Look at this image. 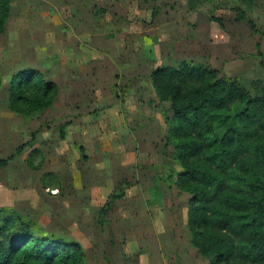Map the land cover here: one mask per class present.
Returning a JSON list of instances; mask_svg holds the SVG:
<instances>
[{"label": "rangeland", "instance_id": "obj_1", "mask_svg": "<svg viewBox=\"0 0 264 264\" xmlns=\"http://www.w3.org/2000/svg\"><path fill=\"white\" fill-rule=\"evenodd\" d=\"M159 37L164 49L173 40V52L184 42L191 53L158 64ZM186 58L246 87L263 79L264 0H195V9L186 0H10L0 159L20 149L0 167V208L77 242L86 264H209L191 243L189 195L176 185L169 103L153 112L145 99L134 119L133 87L115 80L138 73L150 83L144 71ZM25 68L58 87L32 116L8 107L9 78Z\"/></svg>", "mask_w": 264, "mask_h": 264}, {"label": "trees", "instance_id": "obj_2", "mask_svg": "<svg viewBox=\"0 0 264 264\" xmlns=\"http://www.w3.org/2000/svg\"><path fill=\"white\" fill-rule=\"evenodd\" d=\"M186 1L195 9V0ZM9 14L10 0H0V34ZM149 78L158 100L169 103L168 143L180 166L176 185L189 195L192 245L209 264H264V78L246 87L188 61L158 66ZM7 91L9 109L32 116L53 104L58 87L25 68L12 74ZM0 264H86V254L77 242L44 235L36 222L0 208Z\"/></svg>", "mask_w": 264, "mask_h": 264}, {"label": "crops", "instance_id": "obj_3", "mask_svg": "<svg viewBox=\"0 0 264 264\" xmlns=\"http://www.w3.org/2000/svg\"><path fill=\"white\" fill-rule=\"evenodd\" d=\"M167 25H169V24H167ZM183 26H187V24L186 25H183ZM151 29L152 28H150L149 31ZM156 29H158V27H156ZM156 29H155V31H156ZM193 31L194 30H192V34H194ZM159 32L162 33L161 31H159ZM160 33L157 32V35L160 34ZM161 35L162 34H160V36ZM189 35H191V34H189ZM181 36H183V35H181ZM159 39H160V37H159ZM159 39H158V43L160 42V44H157L156 45L157 46L156 47V52L159 53V56H158V53H157V56H158V64L159 63L161 64L163 58L170 57L172 59H177L178 60V55L179 54H182V53H191V50H190V47H192L191 44H185L184 42L177 43L179 45V47L177 48V50L175 52H173V50H174V48H173L174 47L173 46V40H171L170 45L166 46V49H164L162 47V45H161L162 40L161 39L159 40ZM157 50H159V51H157ZM163 51H165V53L162 54V55H160V53H162ZM186 60H192V58L181 59L180 62L181 61H186ZM179 64L180 63H178V65ZM178 65H176V67ZM158 66H160V65H157L156 67H158ZM151 71H152V69H151ZM151 71L146 70L143 73L146 72L144 75L149 77L148 74H150ZM94 72H95V70L92 72V74L95 76V73ZM117 75L114 74L113 76H117ZM120 75H118V76H120ZM122 76H123V74L121 75V77ZM121 77H119V78L116 77V79H115L116 81H120V85H121L120 87H124L125 89H127L128 85H132V87H133L132 88L133 94H132L131 99H129L130 102L127 99H126V101H128L130 105L136 107V112H134L133 113V116H132L134 119H135L136 116H138L137 115V108H138V106H140L143 109V106L145 105V103L143 104V101L145 99L149 102L148 106H152L153 112H154V110H156L157 106H159L161 103H163L162 101L158 100L154 89L153 90L151 89V86H152L151 81L149 83V81H147V78L145 80H141L138 77V73H135V76L133 75L129 80H126L125 78H124V80H122ZM96 80H98V79H96ZM109 82L111 83L112 81L109 79ZM146 84L148 85V89H149V92H147V93L144 91V89H142V87H145ZM150 84H151V86H150ZM134 119H132V120L134 121Z\"/></svg>", "mask_w": 264, "mask_h": 264}]
</instances>
